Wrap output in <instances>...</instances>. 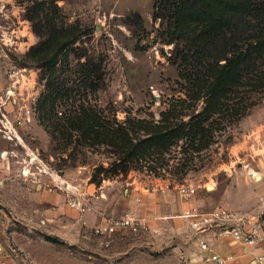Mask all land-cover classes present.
<instances>
[{
	"label": "rangeland",
	"instance_id": "rangeland-1",
	"mask_svg": "<svg viewBox=\"0 0 264 264\" xmlns=\"http://www.w3.org/2000/svg\"><path fill=\"white\" fill-rule=\"evenodd\" d=\"M159 1L166 2L0 0V264H200L186 210L255 212L264 195V0H238L250 12L231 22L233 47L251 45V54L236 70L239 86L221 91L217 104L209 85L229 53L224 40L192 31L198 19L186 9L178 25L187 33L176 34ZM46 14L55 28L75 26L82 36L55 69L42 71L25 56L48 38ZM83 54L101 68L98 90L80 83ZM90 114L127 128L200 115L204 138L112 172L114 162L124 164L90 139ZM131 137L146 136L134 127ZM181 186L195 196L182 198ZM76 198L84 212L69 208ZM127 213L147 230L93 233Z\"/></svg>",
	"mask_w": 264,
	"mask_h": 264
},
{
	"label": "trees",
	"instance_id": "trees-1",
	"mask_svg": "<svg viewBox=\"0 0 264 264\" xmlns=\"http://www.w3.org/2000/svg\"><path fill=\"white\" fill-rule=\"evenodd\" d=\"M155 4H157V11L160 7L162 10L164 9V11L167 10V12L171 13L168 20L172 19L176 34L184 35V33H187V30L178 25L179 12L186 9L191 12L195 19L199 20H195L196 22H200V24L197 23L193 27L192 31L199 28L203 33L204 29H208V32L213 30L215 34L211 32L212 37H216L217 41L219 38L224 40L223 47H227L228 52L232 55L225 53L217 59L218 61H224V63L218 65L219 71H216V77L209 85L210 90H212L210 100H213L217 104L219 94L222 92L224 94L232 93L233 89L239 86L240 76H237L239 71L236 70L249 61L252 47L250 45L246 51L238 52L234 50L233 30L235 26L231 22L239 14L249 13L250 9L244 7V4L238 0H166L164 4L162 1ZM156 18L157 16L154 14L153 19L155 20ZM41 20L48 29V38L38 45L31 47L25 57L29 58L31 63L42 71H48L55 69L58 63L65 60L63 57L67 52L74 51L73 46L80 41L82 32L75 26L65 27L62 23L59 24L58 28H55L52 23V17L48 14L44 15ZM226 33H230L231 35L225 38ZM204 35L206 36L205 33ZM82 56H84L82 64L84 70L80 74V83L90 90H98L100 88L99 84L102 83L101 68L94 63L93 58L85 57V54ZM82 56L79 55L77 59L80 60ZM52 83L53 79L48 83V86L51 87ZM54 89L59 94L60 91H58L57 85ZM214 91L215 94L213 93ZM85 112V110H82L83 114ZM90 115L92 116H86H89L91 123H95V129L92 130L91 128L89 130L91 133L90 139L97 144L104 142L114 148L118 154L119 162L122 165L124 164V166L115 165L116 162H114L112 164L114 166H112V172H116L119 167L122 168L120 172H126L127 162L134 158L160 156V153L184 138L185 141L191 140L193 142H201L204 138L203 136L197 138L199 130H202L200 127L202 123L200 115L192 116L188 124L184 122L173 123L169 119L164 118V121H162L164 125L154 126L142 120L137 121L130 128L122 125L108 126V123H104L99 116L96 117V114ZM134 127L143 130L146 137L137 140L133 139L131 134ZM84 131L87 132V129Z\"/></svg>",
	"mask_w": 264,
	"mask_h": 264
},
{
	"label": "built area",
	"instance_id": "built-area-1",
	"mask_svg": "<svg viewBox=\"0 0 264 264\" xmlns=\"http://www.w3.org/2000/svg\"><path fill=\"white\" fill-rule=\"evenodd\" d=\"M151 192L156 188L150 187ZM178 194L185 199L193 198L196 189L179 187ZM70 209L84 212L86 208L80 199H72ZM189 230L196 238L199 260L205 264H228L231 255H220L214 250V240H227L239 247L244 254L260 249L264 244V209L258 215H245L230 209L217 207L204 212L198 207H191L183 213ZM145 220L127 213L120 219L104 221L93 228V233L99 237L122 232L142 233L147 230ZM213 240V241H212ZM254 262L264 263V252L254 256Z\"/></svg>",
	"mask_w": 264,
	"mask_h": 264
},
{
	"label": "crops",
	"instance_id": "crops-1",
	"mask_svg": "<svg viewBox=\"0 0 264 264\" xmlns=\"http://www.w3.org/2000/svg\"><path fill=\"white\" fill-rule=\"evenodd\" d=\"M262 180V179H261ZM230 207V206H228ZM231 208L235 210L232 206ZM264 209V195L260 196V200L257 203V208L255 212L249 213L245 212L242 214L245 215H252V214H260V212ZM236 211V210H235ZM163 218H168V217H163ZM162 218V219H163ZM213 241V240H212ZM214 250L220 254V255H231L232 260L228 264H264V263H255L254 262V256L259 255L264 252V244L260 249L251 251L249 254H244L239 247L232 245L229 241L227 240H214L213 244H216ZM200 264H204L201 261H199Z\"/></svg>",
	"mask_w": 264,
	"mask_h": 264
}]
</instances>
